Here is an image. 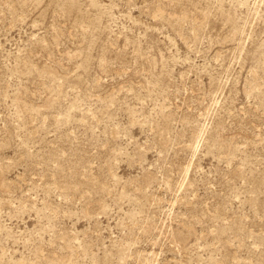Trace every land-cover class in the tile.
<instances>
[{"label":"rangeland","instance_id":"374dc122","mask_svg":"<svg viewBox=\"0 0 264 264\" xmlns=\"http://www.w3.org/2000/svg\"><path fill=\"white\" fill-rule=\"evenodd\" d=\"M0 264H264V0H0Z\"/></svg>","mask_w":264,"mask_h":264}]
</instances>
